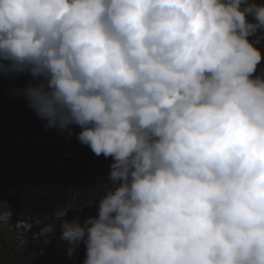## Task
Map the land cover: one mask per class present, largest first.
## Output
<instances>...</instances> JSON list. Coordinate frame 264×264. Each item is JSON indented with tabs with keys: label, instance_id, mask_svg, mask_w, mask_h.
<instances>
[{
	"label": "clouds",
	"instance_id": "9594fccd",
	"mask_svg": "<svg viewBox=\"0 0 264 264\" xmlns=\"http://www.w3.org/2000/svg\"><path fill=\"white\" fill-rule=\"evenodd\" d=\"M257 33L258 0H0V77L113 161L97 214L60 224L83 264H264Z\"/></svg>",
	"mask_w": 264,
	"mask_h": 264
},
{
	"label": "rangeland",
	"instance_id": "374dc122",
	"mask_svg": "<svg viewBox=\"0 0 264 264\" xmlns=\"http://www.w3.org/2000/svg\"><path fill=\"white\" fill-rule=\"evenodd\" d=\"M259 67L264 68V62ZM44 125L28 143L31 148H41L43 154L51 158L49 163L42 165L38 173L27 170L32 165L30 160L26 162L27 172L24 166L13 171L0 166V241L11 248H20V264H83L86 253L84 244L79 242L74 245L65 239L60 224L62 219L71 220L77 215L83 219L97 214L103 183L109 171L88 177L62 173L60 156L64 160L73 156L77 126L70 125L67 131L60 133ZM14 138L23 141L22 135ZM105 164L111 165L108 161ZM93 167L96 171L99 169L98 165ZM29 174L35 177L27 179ZM11 176L26 181L18 185ZM30 190L39 196L30 199ZM87 193L90 195L88 198ZM70 203L75 207L69 208L63 217ZM7 210L11 213L6 214ZM25 213L27 216L23 218Z\"/></svg>",
	"mask_w": 264,
	"mask_h": 264
},
{
	"label": "trees",
	"instance_id": "16d2710c",
	"mask_svg": "<svg viewBox=\"0 0 264 264\" xmlns=\"http://www.w3.org/2000/svg\"><path fill=\"white\" fill-rule=\"evenodd\" d=\"M258 2L264 3V0H258ZM257 36H264V33H257ZM252 38L256 39V37ZM263 45L264 40L257 45L261 49L262 55H264ZM29 80L30 77L25 74L12 78L0 77V130L2 128L0 133V163L11 158V161L15 164H24L30 160L32 165H29L27 170L38 173L42 164L49 163L51 158L45 156L41 149L36 148V153H33L32 148L29 147L28 142L37 131L39 132L43 128L45 123L28 107L26 99L17 94V89H22ZM76 129L77 134L81 129L78 126ZM76 134L75 139L77 140ZM17 135H22L23 141L16 140L14 136ZM74 150L73 156L68 160H64L60 156L62 173H76L88 177L110 171V165H106L105 161L112 163L111 157L96 156L88 146L80 144L78 140L74 142ZM68 164L74 166L70 167ZM96 165L99 166L97 171L93 169V166ZM33 177L35 176H32V174L28 176L29 179ZM0 251V256H3L0 258V264H20V249L16 250V248H11L5 242L0 241Z\"/></svg>",
	"mask_w": 264,
	"mask_h": 264
},
{
	"label": "bare ground",
	"instance_id": "6f19581e",
	"mask_svg": "<svg viewBox=\"0 0 264 264\" xmlns=\"http://www.w3.org/2000/svg\"><path fill=\"white\" fill-rule=\"evenodd\" d=\"M28 196V195H27ZM37 196H39L38 194H36V192L34 190H30L29 192V197L30 199H36ZM87 196H90L88 193L86 194V197ZM41 197V196H40ZM27 198V197H26ZM88 198V197H87ZM29 213V212H28ZM22 216V215H21ZM27 216V213L23 214V218ZM22 220V218H20ZM19 219V220H20ZM13 223H16L14 220H13Z\"/></svg>",
	"mask_w": 264,
	"mask_h": 264
}]
</instances>
